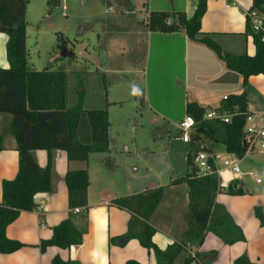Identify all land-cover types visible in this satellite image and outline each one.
<instances>
[{
  "label": "crops",
  "instance_id": "obj_1",
  "mask_svg": "<svg viewBox=\"0 0 264 264\" xmlns=\"http://www.w3.org/2000/svg\"><path fill=\"white\" fill-rule=\"evenodd\" d=\"M44 1L48 3L49 0ZM102 1L105 6H109V9H114V4L117 3L126 5L129 13L133 9L131 0H123V3L119 0ZM136 1L138 5L142 3V10L145 11L143 21L145 27L142 34L143 44L145 43L148 48L146 55L151 57L152 50L155 48L160 57V50L165 52L161 49L162 45L179 49L177 62L169 60L167 65L161 64L158 60L157 65L160 74L166 71L167 66L175 69L177 63L180 67L177 72L171 71L170 80L171 86L179 90L184 97L185 113L177 122L186 115V106L189 102L195 101L207 110L217 109L226 96L243 92L242 75L228 69L207 46L190 40L183 30L171 33L151 32L147 26L151 11L184 12L186 17L190 18L189 9L192 7V17L199 0H173L172 2L148 0L147 5L142 0ZM70 2L71 0H59L62 4V13L64 7L66 8L65 16H67L66 11ZM29 3L26 9V20L29 14ZM252 5L253 0L206 1V12L201 21L202 33L219 43L226 52L234 55H255L253 36L246 32V15ZM110 26L113 27L112 31L117 28L116 25ZM111 33L113 32H109ZM7 40L8 37L0 33V68L5 69L10 66L6 53ZM149 64L147 61L144 67L147 76ZM29 67L34 69L30 64ZM245 90L249 112L258 120L263 119L264 75L251 76ZM10 120V115L0 113V138L4 147L0 151V202L2 201V182L14 179L19 169V153L10 132ZM110 140H112L111 136ZM189 143H193L196 149L186 151L191 155L203 151L228 154L225 146L216 143L207 130L193 129L191 141L185 144ZM109 154L112 157L111 145ZM35 156L41 167L47 165L49 154L46 150L36 151ZM105 156L106 154L101 153L92 154L86 163L69 161L64 150L52 152L54 162L52 190L37 194L36 209L21 212L20 216L8 226L6 230L8 238L20 241L25 246L11 254H0V264H52V259L56 255L65 261L73 260L80 264H126L130 260L141 264H157L154 253L143 247L138 239L132 238L126 242L124 236L128 233L132 214L114 204L113 200L136 196L159 188H163L162 199L149 222L156 230L153 242L161 250H165L170 245L183 240L187 228L189 187L186 182H178V180L186 175L185 163L182 165L183 169L179 172V176L173 172L167 176L162 175L161 172L141 175L138 167L132 168L128 164H120L115 160L116 168L108 169L102 162ZM239 165L242 175L236 176L231 172H225L219 178L223 191L217 195L216 204L224 206L230 212L237 225L242 228L246 240L226 245L216 235L207 234L200 247L189 248L190 252L201 253L205 264H233L235 259L243 254L249 256L251 264H264V226L254 214L255 207H261L264 212V150L246 153L243 158H240ZM86 167L90 177L88 205L82 208L80 213L73 211L76 227L82 231L87 226L82 242L68 249L52 246L42 252L41 241L50 239L53 228L69 216L68 188L65 182L67 171ZM251 172L255 176L249 175ZM257 179L261 181L257 182ZM230 185L242 189L244 194H228L226 190ZM84 214L88 215L87 222L81 220ZM112 239L114 242L110 243ZM185 256V252L181 253L174 264H183Z\"/></svg>",
  "mask_w": 264,
  "mask_h": 264
},
{
  "label": "trees",
  "instance_id": "obj_2",
  "mask_svg": "<svg viewBox=\"0 0 264 264\" xmlns=\"http://www.w3.org/2000/svg\"><path fill=\"white\" fill-rule=\"evenodd\" d=\"M30 0H0V33L8 37L6 53L9 68H0V113L10 115V132L19 153V169L14 179L2 182V201L0 202V254H11L25 246L20 241L8 238L6 230L23 211L36 209L35 196L52 190L54 150H64L69 161L88 162L92 154H106L103 164L110 170L116 168L110 156L109 112L105 109H85V88L82 78L77 89L78 102L69 106L68 74L62 68L35 70L29 67L26 9ZM172 2L173 0H169ZM49 7L60 5L59 0H49ZM257 10L264 17V0H253L247 13L246 32L253 36L256 53L234 55L226 52L219 43L201 31V21L206 12V0H199L192 17L184 12L151 11L147 26L151 32L171 33L185 31L192 41L202 43L211 49L230 70L243 77L244 90L240 94L228 95L217 108L220 113L231 114L229 122L220 119H207L208 111L197 102H189L186 114L196 120V128L207 130L216 143L225 146L228 153L243 158L247 153L244 139V126L248 110L246 86L251 76L264 75V31L253 29L249 13ZM49 11V14H51ZM168 21L170 23H168ZM0 138V151L3 150ZM38 150H46L49 160L41 167L35 156ZM186 175L184 181L189 187L187 228L181 242L161 250L154 242L155 228L150 225L163 195V188L145 193L114 199L113 202L128 210L132 217L124 239L136 238L149 252H153L157 264H174L177 257L185 252L183 264H205L202 254L193 257L189 248L200 247L207 234L216 235L226 245L246 240L242 228L237 225L230 212L216 204L217 195L223 191L216 175L199 176L193 156L187 154L184 160ZM68 188L69 216L53 228L50 239L42 240L40 249L55 246L68 249L82 242L83 233L74 223L73 211L88 205L89 171L86 168L68 170L65 176ZM231 195H243L242 189L230 185L226 190ZM254 214L264 226V212L255 207ZM88 215L81 216L87 222ZM113 239L110 243H113ZM125 244V243H124ZM52 264H80L78 261L63 260L59 255ZM126 264H141L130 260ZM233 264H251L247 254L239 256Z\"/></svg>",
  "mask_w": 264,
  "mask_h": 264
},
{
  "label": "rangeland",
  "instance_id": "obj_3",
  "mask_svg": "<svg viewBox=\"0 0 264 264\" xmlns=\"http://www.w3.org/2000/svg\"><path fill=\"white\" fill-rule=\"evenodd\" d=\"M131 1L129 13L126 5L119 3L109 9L102 0H71L65 16L62 4L51 9L44 0H31L28 61L36 70H67L69 106L78 102L82 78L85 109L107 108L109 112L115 161L138 167L141 175L173 172L179 176L186 151L196 150L193 143L182 141L177 127L185 113L184 97L170 80L171 71L180 67L177 63L175 69L167 66L162 74L157 68L158 60L167 65L169 60L177 62L179 49L162 45L165 52L160 50V57L155 48L151 57L146 55L142 34L145 11L142 3ZM142 2L148 4V0ZM189 10L191 17L192 7ZM110 25H116V30ZM147 61L148 76L144 69Z\"/></svg>",
  "mask_w": 264,
  "mask_h": 264
},
{
  "label": "built area",
  "instance_id": "obj_4",
  "mask_svg": "<svg viewBox=\"0 0 264 264\" xmlns=\"http://www.w3.org/2000/svg\"><path fill=\"white\" fill-rule=\"evenodd\" d=\"M65 10L66 8L64 7V15ZM248 15L252 21L254 31H264L263 15L257 10L250 12ZM168 23L170 22L168 21ZM226 98L227 96L224 99ZM205 118L220 119L224 122H229L231 114L220 113L217 109H211L206 112ZM177 127L182 136V141L184 143H188L192 139L193 129L196 128V120L193 116L186 114L184 118L178 122ZM244 139L247 145V153L264 150V117L263 119L258 120V118L254 114L250 112L246 113ZM192 156L199 176L216 175L218 178H220L225 172H231L236 176L242 175V171L239 165L240 157L234 154L228 153L226 155H223L210 151H203ZM249 175L255 176L253 172L249 173ZM260 181L261 179H257V182ZM81 211L82 208L74 209L75 213H80ZM190 253L193 257L196 256V252L191 251Z\"/></svg>",
  "mask_w": 264,
  "mask_h": 264
}]
</instances>
